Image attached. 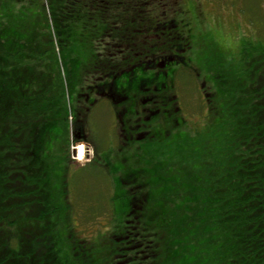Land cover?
<instances>
[{
	"label": "trees",
	"instance_id": "16d2710c",
	"mask_svg": "<svg viewBox=\"0 0 264 264\" xmlns=\"http://www.w3.org/2000/svg\"><path fill=\"white\" fill-rule=\"evenodd\" d=\"M152 1L61 0L64 34H73L68 29L84 20L101 25L84 77L91 79L86 88L97 97H108L101 86L123 92L115 79L123 72L136 67L165 71L183 62L189 37L162 11L156 13L160 20L153 17L152 10L167 0ZM17 29L4 24L0 30V264H62L54 251L56 210L45 157L48 144L55 136L58 141L61 111L68 110L57 66L61 48L58 56L54 49L48 55L33 35L22 38ZM241 47L242 69L232 85L235 96L229 95L232 86L210 93L211 107L222 98L228 107L220 114L215 108L204 148L186 154L183 145L195 136L178 135L174 157L180 161L179 171L168 172L161 151L155 172L135 169L139 166L132 170L137 180L154 174L159 192L150 200L147 193L135 196L146 187L140 180L128 189V196H118L127 205L123 230L112 235L111 264H264V49L247 41ZM63 117L68 122V155L72 134L83 125L69 113ZM123 180L131 182L126 175ZM166 192L172 193L174 208L166 227L184 238L169 244L159 226H147L143 220L147 201L165 204Z\"/></svg>",
	"mask_w": 264,
	"mask_h": 264
},
{
	"label": "rangeland",
	"instance_id": "374dc122",
	"mask_svg": "<svg viewBox=\"0 0 264 264\" xmlns=\"http://www.w3.org/2000/svg\"><path fill=\"white\" fill-rule=\"evenodd\" d=\"M60 8L61 0H21L19 3L0 0V30L7 24V27L19 28L15 32L22 38L29 39L33 35L40 41L39 47L48 50V55H52L54 49L58 56L61 48L62 60L58 58L57 66L68 99V110L64 114L69 113L70 119L82 123L84 137L79 132L72 134L68 157L65 147L68 122L64 121L61 111L56 128L58 141L55 136L45 152L51 170L50 197L56 210L54 251L62 264H111L115 248L112 235L123 230V211L127 205L126 199H119L122 195L128 196V189L140 180L139 184L146 183V187L140 188L135 196L147 193L150 200L159 192L154 189V174L147 173L137 181L127 182L123 180L126 173L135 166H139L137 170L141 167V170L149 168L150 172H155L159 169L160 151L165 155L168 172L179 171L180 161L174 157L180 146L174 141L178 135L195 136L191 144L187 141L183 145L184 153L193 154L204 148L203 140L207 139L215 108L220 114L228 107L224 98L214 101L215 107H211L210 93L226 90L223 86L234 84L235 75L242 69L243 43L247 41L264 49V0H167L160 8L152 10L158 20L162 18L156 14L159 11L173 18L180 32L189 37L190 48L183 62L167 67L166 72L136 67L115 78L119 92L123 91L128 98L122 101L129 109L127 113H132L135 93L141 92L142 84L158 87L148 102L154 109L161 110L150 120L146 119V111L128 114L127 126L135 128L138 124L139 134L126 144L121 142L123 124L112 100L102 95L97 97L86 88L91 79L84 77L97 47L101 25L94 27L85 20L80 21L76 27L68 29L73 33L70 38L61 26ZM152 8L151 5L149 11ZM68 49L73 50V55ZM229 92L230 96H235L233 86ZM145 107L147 109L148 105ZM79 144L83 146L80 160L76 148ZM135 161H140L141 166ZM163 197L166 205L154 201L145 204V225L152 222L159 226V231L166 235L164 243L183 241V237L166 227L173 220L172 193L166 192ZM162 254L167 260V254Z\"/></svg>",
	"mask_w": 264,
	"mask_h": 264
},
{
	"label": "flooded vegetation",
	"instance_id": "af4514ba",
	"mask_svg": "<svg viewBox=\"0 0 264 264\" xmlns=\"http://www.w3.org/2000/svg\"><path fill=\"white\" fill-rule=\"evenodd\" d=\"M163 84V83H161ZM160 84V85H161ZM101 90H105L104 93L106 95H108V97L112 100V102L114 103L113 105L115 106V109L118 111L116 112L117 116L119 117V119H121V122L123 124V126L121 127V142L123 141L125 144L129 142V140H134L138 137V134L137 133V129H138V124H135V128L133 126H127V123H126V116L128 114L132 115L133 113L134 114H138L140 111H146L145 115L146 116V119L150 120L151 117L153 115H155L158 111H160L161 109L160 108H156L154 109V107H152V105L149 104L148 100L150 101L151 98L154 96V89H158V87H154V84H142L141 85V92L138 93L136 92L135 93V102H134V105L133 107H131V110L132 113L128 112L127 113V110H129L127 108V105L123 104L122 101L123 100H127L128 98H125L126 96L124 92H121V93H117L116 91H114V89L111 87V86H108V87H103L101 86L100 87ZM111 97H110V96ZM145 101V102H144ZM154 102V101H153ZM144 103V104H143ZM140 105V106H139ZM146 105H148L147 109H146ZM139 108V110H138ZM136 112V113H135ZM84 130V129H82ZM82 130L79 132V135H81L82 133ZM136 132H132V131H135ZM84 137V136H82ZM134 137V138H133ZM137 173L135 171H129L126 173V178L129 179V181H136L138 178H137Z\"/></svg>",
	"mask_w": 264,
	"mask_h": 264
},
{
	"label": "bare ground",
	"instance_id": "6f19581e",
	"mask_svg": "<svg viewBox=\"0 0 264 264\" xmlns=\"http://www.w3.org/2000/svg\"><path fill=\"white\" fill-rule=\"evenodd\" d=\"M77 150H78V158L79 160L82 159V155H83V146L81 144H79L77 147Z\"/></svg>",
	"mask_w": 264,
	"mask_h": 264
}]
</instances>
